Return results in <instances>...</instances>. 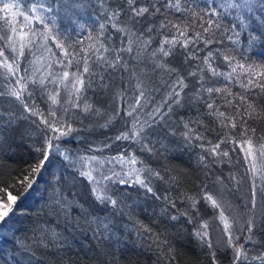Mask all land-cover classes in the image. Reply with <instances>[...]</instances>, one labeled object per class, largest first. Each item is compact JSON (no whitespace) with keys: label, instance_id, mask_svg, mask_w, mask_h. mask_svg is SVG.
Wrapping results in <instances>:
<instances>
[{"label":"snow or ice","instance_id":"snow-or-ice-1","mask_svg":"<svg viewBox=\"0 0 264 264\" xmlns=\"http://www.w3.org/2000/svg\"><path fill=\"white\" fill-rule=\"evenodd\" d=\"M97 3L96 27L73 39L62 21L86 29L68 15L84 6L81 0H31L27 6L0 0V98H11L8 107L0 104V169L20 148L30 161L9 174L7 186L0 171V227L59 159L65 171H74L51 173L61 185L53 189L55 214L64 213L70 223V213H77L73 226L82 221L91 232L99 264H136L134 255L146 247L175 264L176 245L185 241L199 249L198 264H264V62L247 55L257 44L264 47V0ZM110 29L119 44L110 42ZM140 63L168 77L159 103L152 97L161 88L136 70ZM182 109L195 114L185 118ZM173 115L175 127L169 125ZM92 118L103 119L99 127L105 129L123 121L122 130L81 154L78 125ZM153 136L173 145L174 158L199 150L194 163L200 174L191 187L187 171L161 165L169 148ZM121 141L127 150L90 154ZM233 153H242L245 175H215L216 165L231 164ZM245 180L246 202L233 203ZM52 237L61 239L55 231ZM29 264L43 261L30 256Z\"/></svg>","mask_w":264,"mask_h":264},{"label":"trees","instance_id":"trees-1","mask_svg":"<svg viewBox=\"0 0 264 264\" xmlns=\"http://www.w3.org/2000/svg\"><path fill=\"white\" fill-rule=\"evenodd\" d=\"M69 2V0H65ZM83 7L79 8L75 15L71 11H68V15L71 16L73 21L78 20L86 25V29L81 30L76 24L69 23L67 17L62 21V30L67 29L72 38L75 39L77 34L87 35L88 28L96 27V18L98 13L102 10L99 9L97 0H81ZM193 0H189L191 4ZM31 3V0H22V6H27ZM195 3L200 6L204 5V0H195ZM64 11V10H62ZM0 27H3V22L0 21ZM76 28V32L73 33L72 29ZM109 35L112 37V41L119 44L120 36L115 32V30L110 29ZM229 42L225 41V45ZM251 57V61L264 62V47L259 44L254 46L250 52L247 53ZM31 59V57H29ZM150 64V61H149ZM27 67V65H25ZM221 71H227V68L218 65ZM59 66H57L58 68ZM171 67H179L178 62H172ZM139 73L145 74L146 77L150 78L152 81V87H160L161 91L153 94V99L156 103H159L165 96L166 90L163 88L164 82L168 79L165 74L159 69L153 71L150 66L143 63L137 64V69ZM125 75H127L125 73ZM223 78H219V83H223ZM231 83V82H229ZM208 86H211L209 84ZM4 87V82L0 78V88ZM235 90H239V85L235 86ZM91 96V93L89 94ZM11 98H0V104L4 107H8L7 100ZM39 102V101H38ZM98 107L100 105H97ZM41 107H44L41 102ZM109 110L111 106L109 105ZM223 110V109H222ZM194 111H188L187 109H182L179 115L189 118L193 116ZM104 120L99 118H92L89 120H83L78 127H80V138L82 143L78 142L77 146L82 150L87 148L88 145L94 147H102L103 144L110 138L117 134L118 130H122L123 121L114 125L113 128L105 129L100 128L99 125L103 124ZM178 117L173 115L169 125L172 127L177 126ZM209 128L213 127L209 123ZM181 127V131L182 126ZM159 130V129H158ZM210 139L214 140V133H207ZM176 139L179 140V133H177ZM152 140L160 141L164 145L168 146V152H162L160 157L161 165L169 168H175L179 172L187 171L190 174V183L188 187H191V181H194L196 177L200 174L195 169V153L198 149L193 150L191 158L188 154L180 155L177 157L178 153L173 151V145L169 143L168 140L164 139L162 136H153ZM182 143V141H181ZM120 147L127 150L129 148L128 142H117L112 149H104L102 152L96 151L90 154L108 157L116 154V148ZM138 147V146H133ZM159 148L160 145L156 144ZM242 153L232 154L231 164H218L216 165L215 175H220L223 173L225 176L229 172L238 174V176L243 177L245 175V165L240 160ZM29 161V157L26 151L22 148L17 150V155L11 159H3L4 167L0 169L3 172V180L6 182L3 186H7L10 183L9 174H16L22 171ZM68 171H74V169L69 168L65 171L61 164V160L57 159L51 165H49V171L45 172L43 177L39 178V182L35 185V190L32 195L28 196L26 199L18 201V206L15 208V214L12 218L0 227V264H29V257L32 256L35 260H42L43 264H99V260L102 259L97 256L96 241L93 238L91 232H89L84 226L83 222H80L79 226H73L76 223L75 218L77 217L76 212H71L69 215L70 223H66L64 219V213H60L59 216L55 214L53 208V189L59 191L61 185L55 184L52 180L51 173L64 172L67 175ZM172 175H176V172H172ZM11 190V189H10ZM249 193L248 182L242 181L240 186V191L236 192L232 199L233 203L239 202L241 204L245 203ZM13 195L17 192L13 191ZM71 200L72 198L69 197ZM209 215L211 213L209 212ZM204 218H207L204 217ZM148 221L145 220V223ZM41 229L47 230L46 234ZM52 231H55L61 235V239L56 241L52 237ZM13 237H15V243L13 242ZM47 241H52L45 248L44 244ZM62 244V248L54 247L53 245ZM23 245V247H21ZM178 256L176 257L175 264H198L199 260L202 258L201 253L198 248L194 246L189 241L179 243L176 245ZM54 253V255L50 254ZM134 260L136 264H166V257L160 256L158 258L157 253L154 249H147V247L134 255ZM123 264V262H121Z\"/></svg>","mask_w":264,"mask_h":264}]
</instances>
